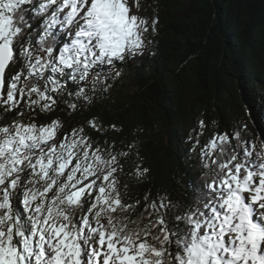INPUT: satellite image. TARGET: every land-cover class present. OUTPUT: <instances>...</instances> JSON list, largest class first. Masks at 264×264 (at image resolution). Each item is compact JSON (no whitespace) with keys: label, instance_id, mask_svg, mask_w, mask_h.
Wrapping results in <instances>:
<instances>
[{"label":"snow or ice","instance_id":"snow-or-ice-1","mask_svg":"<svg viewBox=\"0 0 264 264\" xmlns=\"http://www.w3.org/2000/svg\"><path fill=\"white\" fill-rule=\"evenodd\" d=\"M158 23L128 0H0V264H264V146L246 125L199 151L197 133L189 151L203 179L189 177L187 200L158 192L142 203L125 202L117 175L133 144L117 152L83 126L35 119L65 95L71 112L90 105L110 87L109 67L143 55ZM149 171L141 163L132 175Z\"/></svg>","mask_w":264,"mask_h":264},{"label":"trees","instance_id":"trees-1","mask_svg":"<svg viewBox=\"0 0 264 264\" xmlns=\"http://www.w3.org/2000/svg\"><path fill=\"white\" fill-rule=\"evenodd\" d=\"M136 1L138 17L159 19L157 31L144 34L139 60L108 74L110 87L97 91L90 105L71 112L62 101L74 97L65 95L50 113L37 108L35 119H59L65 130L83 126L93 141L114 142L117 152L133 144L117 173L125 202L143 203L146 193L155 198L158 192L187 200L193 190L189 177L197 184L203 179L198 157L189 151L197 133V151L237 124L247 126L249 137L254 130L256 147L264 139V0ZM86 91L92 95L90 86ZM93 118L103 131L89 127ZM141 163L150 171L137 179L132 173Z\"/></svg>","mask_w":264,"mask_h":264},{"label":"rangeland","instance_id":"rangeland-1","mask_svg":"<svg viewBox=\"0 0 264 264\" xmlns=\"http://www.w3.org/2000/svg\"><path fill=\"white\" fill-rule=\"evenodd\" d=\"M128 2H129V6L131 7V12L133 14L139 15L142 10L138 8L137 1L135 5H133V0H128ZM139 58L140 56H136L133 59L126 58L124 64L122 62H117L114 67L111 66L109 67L108 74H110L111 76L115 75L117 71L124 65L127 67H132L134 63L139 60ZM249 131L251 132V137H254L255 134L254 130L250 129ZM262 146H264V139L260 137L257 141V150H260Z\"/></svg>","mask_w":264,"mask_h":264}]
</instances>
